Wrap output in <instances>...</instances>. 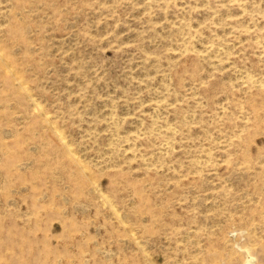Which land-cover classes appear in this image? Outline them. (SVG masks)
Wrapping results in <instances>:
<instances>
[{
	"label": "rangeland",
	"instance_id": "1",
	"mask_svg": "<svg viewBox=\"0 0 264 264\" xmlns=\"http://www.w3.org/2000/svg\"><path fill=\"white\" fill-rule=\"evenodd\" d=\"M0 264H264V0H0Z\"/></svg>",
	"mask_w": 264,
	"mask_h": 264
}]
</instances>
